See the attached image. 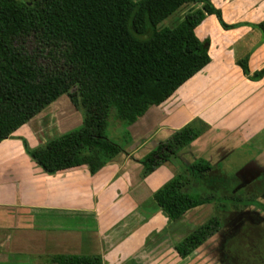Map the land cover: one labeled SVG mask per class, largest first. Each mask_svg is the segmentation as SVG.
Returning <instances> with one entry per match:
<instances>
[{
  "label": "trees",
  "instance_id": "obj_1",
  "mask_svg": "<svg viewBox=\"0 0 264 264\" xmlns=\"http://www.w3.org/2000/svg\"><path fill=\"white\" fill-rule=\"evenodd\" d=\"M198 1L202 6L175 26H159L183 4ZM211 13L225 28L240 25L225 22L211 0H0V141L15 137L19 126L67 94L82 111L79 126L36 146L20 138L45 172L83 164L96 169L123 150L106 133L112 108L116 117L132 123L210 61V39L199 38L195 27ZM237 63L250 79L264 75V66L250 72L248 55ZM200 132L201 127L186 124L139 159L149 171L167 162L176 166L152 192L170 219L205 203L217 209L175 241L182 258L214 234L229 203L242 201L223 190L228 178H217L219 190L206 187L200 178V170L210 166L206 158L185 163L179 157L176 149ZM53 261L102 264L100 255L85 254H55Z\"/></svg>",
  "mask_w": 264,
  "mask_h": 264
},
{
  "label": "crops",
  "instance_id": "obj_2",
  "mask_svg": "<svg viewBox=\"0 0 264 264\" xmlns=\"http://www.w3.org/2000/svg\"><path fill=\"white\" fill-rule=\"evenodd\" d=\"M211 1L225 22L240 25L225 28L215 14H207L195 32L209 37L210 61L126 124L130 140L96 169L83 164L45 172L25 150L21 136L36 146L67 130L61 107L49 122L46 116L61 96L19 126L15 137L0 141V264H57L55 254L100 255L102 264H161L167 254L174 260L188 257L177 253L178 239L171 233L167 237L164 227L170 218L152 197L176 166L167 162L149 171L139 159L189 123L201 132L176 149L184 162L210 159L215 138L228 139L222 129L230 123L264 127V75L250 79L237 63L248 55L250 72L264 66V0ZM259 22L263 26L254 25ZM242 36H248L246 41ZM215 121H221L216 136L203 138L202 152L185 158V149Z\"/></svg>",
  "mask_w": 264,
  "mask_h": 264
},
{
  "label": "rangeland",
  "instance_id": "obj_3",
  "mask_svg": "<svg viewBox=\"0 0 264 264\" xmlns=\"http://www.w3.org/2000/svg\"><path fill=\"white\" fill-rule=\"evenodd\" d=\"M201 4V2H189L179 7L171 15L163 19L159 23V26H175L179 21L183 19L186 12H188L190 9H195L196 6L200 7ZM235 13L238 14V11L235 10ZM247 38L248 36H242L240 40H245ZM242 87H244V89L246 90L252 89L250 87L246 88V86ZM58 107H61L63 109L62 120L66 125L68 124V126H66L68 127L66 128L67 130L77 127L81 124L82 111L72 104L67 94H62L61 97L56 101L55 107L51 110L48 109V111H46V116L47 114L49 116L48 122L54 116V109ZM258 116H260V114L254 117L256 121H259ZM46 120L47 117H45V121ZM220 123L221 121H215V127H213L211 124H208V129L206 131L209 132L206 133L204 137L200 138L199 141H197L198 143H195L190 147L192 148L194 146V149H185V158L191 159L195 154L202 152V148L199 147L203 143V141L201 140H203V138L210 137L212 134L216 136V133L220 131V129H218L219 127H217V125ZM254 123L252 126L250 122L248 124L244 123L242 125H233L236 123H230L231 127L229 129H222L224 130V133L229 135V137L225 141H223L220 136H217L215 138V143L211 147V158L213 160H216L218 156L215 151V148L220 144H223L222 146H224L225 148H237L227 160L228 164L232 163L229 164L230 166H228L227 168L228 171L231 173L235 172L237 166L241 163V161H243L246 156L251 155L252 153H257L259 159L261 158L260 160L264 162V127L260 126L261 129H258L257 127L259 126ZM125 128L126 122L116 117L115 110L112 108L108 118V125L106 129L107 135L117 140L118 142L125 144ZM175 169L177 168L175 167L174 170ZM211 210L212 203H205L188 210L183 216L177 219H170L164 227L167 231V237L170 238V233L172 234L173 240L179 239L187 235L197 225H199L201 222L205 221L211 216ZM261 234L263 236H260ZM258 236H260L261 238L257 242H259V245L262 246L264 244V224L258 226V228H252L249 231L244 230L242 232L237 233L234 237H236L238 240H234V242L231 243V251L228 245L226 251L227 255L223 259L222 264H264V249H259L256 245H254L255 243L253 242V240H255V238L257 239ZM250 245H253V247H255V250H253ZM232 251H234L236 254ZM260 254L263 256V258L260 257ZM161 264H217V260L215 257H213V255H211V253L207 252L206 248L199 247L194 250L186 259L175 258L174 260L171 258L170 254H167L165 259L161 261Z\"/></svg>",
  "mask_w": 264,
  "mask_h": 264
},
{
  "label": "flooded vegetation",
  "instance_id": "obj_4",
  "mask_svg": "<svg viewBox=\"0 0 264 264\" xmlns=\"http://www.w3.org/2000/svg\"><path fill=\"white\" fill-rule=\"evenodd\" d=\"M236 149L234 147L225 148L220 144L215 148L218 156L216 160L210 156V159H207L210 166L200 170V178L204 180L207 188L219 190L217 178H228L230 185L223 190H229L230 193L238 195L242 200L238 205L228 204V207L222 211L221 224L218 229L197 247L206 248L207 252L216 258L217 264H222L227 255L228 245L230 251L232 250L230 246L234 240H238L234 237L237 233L258 228L264 224V162L260 160L261 158L259 159L257 153H252L241 161L235 172L229 174L227 168L232 163L228 164L227 160ZM211 212V216L217 213L213 203ZM260 236L253 242L259 249H264V244L260 246L257 242L261 238ZM250 247L255 250L253 245ZM260 257L263 258L261 254Z\"/></svg>",
  "mask_w": 264,
  "mask_h": 264
}]
</instances>
